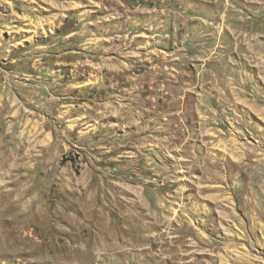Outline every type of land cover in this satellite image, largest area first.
<instances>
[{"label":"rangeland","instance_id":"rangeland-1","mask_svg":"<svg viewBox=\"0 0 264 264\" xmlns=\"http://www.w3.org/2000/svg\"><path fill=\"white\" fill-rule=\"evenodd\" d=\"M0 264H264V0H0Z\"/></svg>","mask_w":264,"mask_h":264},{"label":"crops","instance_id":"crops-1","mask_svg":"<svg viewBox=\"0 0 264 264\" xmlns=\"http://www.w3.org/2000/svg\"><path fill=\"white\" fill-rule=\"evenodd\" d=\"M172 34H173V31H172L171 35H172ZM156 36H158V35H156ZM177 36H178V40H177V41H178V42H180V40L182 41L183 37H181L180 34H179V35L177 34ZM160 37H161V38H164V37H166V36H161V35H160ZM180 45H181V44H180ZM181 46H182V45H181ZM181 46H179V47H181Z\"/></svg>","mask_w":264,"mask_h":264}]
</instances>
